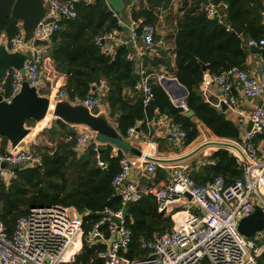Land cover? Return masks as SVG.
<instances>
[{
    "label": "trees",
    "instance_id": "16d2710c",
    "mask_svg": "<svg viewBox=\"0 0 264 264\" xmlns=\"http://www.w3.org/2000/svg\"><path fill=\"white\" fill-rule=\"evenodd\" d=\"M207 2L226 3L229 24L241 28L252 38L264 37L261 24L264 3L260 0H183L180 8L182 15L175 25L174 63L170 73L187 91L184 103L192 112L191 117L172 104L157 82L151 83L152 98L144 106L143 96L136 90L139 78H136L135 64L126 59L127 50L119 47L113 60L102 50L104 44L96 40L122 30L105 0H94L91 4L81 1L76 4L75 18L59 22L60 28L50 40V45H53L51 54L47 53L42 63L47 73L45 80L50 84L55 80L54 74L65 77V82L58 84L57 89L64 90L70 100L92 95L90 90L93 85L105 81L107 90L103 101L109 118L114 121L116 131L123 139L129 128L135 127L139 121L152 119L157 110L167 114L172 123L186 133L184 145L196 138V121L218 138L240 141L241 128L225 113L205 103L199 92L205 74L201 63L207 66L206 73L219 75L233 67L242 70L245 61V46L241 37L234 31H225L216 20L205 15L201 6ZM159 5L161 0H151L149 7L135 6L131 9L130 20L138 24L136 34L142 33V26L156 22L154 7ZM17 25L18 22L8 19L0 33L10 39L17 33ZM47 61L51 62L52 69L49 71ZM162 63L161 59H154L152 66ZM126 91L134 93V97L126 95ZM9 95L8 82L5 84V96ZM92 114H96V109L92 110ZM40 129L36 125L33 135ZM39 135L46 141L37 138L39 144L33 146L39 163L32 167L14 168L15 177L8 184L0 180V223L7 235H11L16 219L30 208L58 205L72 207L80 213L86 233L101 219L103 209L117 210L120 207L111 181L118 172L121 154L113 156L109 145L95 147L94 144L79 153L75 149L78 133L60 120H55L50 128L42 129ZM262 140L263 131L255 136L254 142L257 145ZM6 145L7 140L2 138V151L6 150ZM209 159L212 161L211 176L204 182L191 177L197 185H203L216 176H222L227 184L241 177L237 160L228 151L219 150ZM98 162H102L104 167H99ZM157 174L162 179L165 172L158 169ZM125 222L132 235L125 255L127 259L144 258L147 253L140 249L141 241L150 240L170 230L173 225L169 216L157 211L152 195H142L131 203L126 208ZM94 252L95 248L83 245L75 263L101 264Z\"/></svg>",
    "mask_w": 264,
    "mask_h": 264
},
{
    "label": "built area",
    "instance_id": "2783aa9c",
    "mask_svg": "<svg viewBox=\"0 0 264 264\" xmlns=\"http://www.w3.org/2000/svg\"><path fill=\"white\" fill-rule=\"evenodd\" d=\"M81 1L91 4L94 0H44L46 13L38 22L33 37L26 43L21 25H17V33L7 39L5 47L10 52L19 51L27 55L24 62L25 73L22 75L14 69L6 72L0 83L2 101L9 103L19 93L23 81L38 93L44 78L42 63L48 53L51 37L59 30L62 19L76 17V4ZM142 1L131 0L130 6H138ZM260 1L264 3V0ZM201 9L208 18L223 26L225 31H233L226 20V3L207 2ZM113 16L118 25L124 24L116 13L113 12ZM137 27L138 24L130 20L128 29L132 36L136 35ZM154 32V25L142 26L143 42L148 49L154 46ZM114 39L115 36L111 33L96 41L103 44ZM248 44L260 47L264 53V38L249 41ZM104 52L113 60L115 52ZM133 57L131 53L126 54L128 61H132ZM138 75L136 90L141 92L143 105L146 106L152 98V90L142 64ZM231 77L236 78L245 97L261 100V106L249 113L247 120L251 128L243 133L239 144L245 160L236 155L234 150H230L241 171L240 178L227 184L222 176H216L203 185H197L184 168L176 166L165 186H149L141 191L138 185L127 182L132 158L121 155L118 172L111 181L119 198L120 207L117 210L103 209L101 219L84 233L83 216L74 208L58 205L32 207L25 215L16 219L11 235H7L0 223V264H77L75 259L82 250V241L87 248H95V258L101 264H259L260 259V263H263L264 227L253 238H246L239 233L238 224L251 215L255 208L264 214V145L259 148L254 142L255 136L264 131V91L259 81L233 67L219 75L205 74L202 79V96L206 97L210 87L215 86L221 92L220 102L227 109H233L235 100L230 96ZM8 82L10 95L5 96V84ZM43 97L53 104L68 102L71 105H81L91 112L100 106L98 99L92 95L70 100L64 90ZM172 103L187 111L184 99L180 100L179 105L176 101ZM134 132V128H129L128 137ZM185 138L186 133L180 126L172 124L168 141L184 145ZM92 140V134L87 131L79 132L75 149L82 153L89 145L94 144ZM0 162L8 165L7 170L0 169V180L8 184L15 177L14 168L36 166L39 158L27 146L16 152H11L10 149L2 151L0 146ZM98 166L104 167V164L98 162ZM142 171L148 177L153 176L156 163L147 162ZM139 192L155 198L159 213H165L170 205L189 204L195 206L197 213L188 215L181 227H177L173 220L170 230L155 235L150 240L141 241L140 249L147 253L144 258L127 259L125 255L132 235L125 222L126 208L140 198ZM185 194L190 195L191 199L188 200Z\"/></svg>",
    "mask_w": 264,
    "mask_h": 264
},
{
    "label": "crops",
    "instance_id": "0c3cea01",
    "mask_svg": "<svg viewBox=\"0 0 264 264\" xmlns=\"http://www.w3.org/2000/svg\"><path fill=\"white\" fill-rule=\"evenodd\" d=\"M151 0H143L138 6L149 7ZM157 1V0H152ZM183 0H161V5L154 7V14L157 17V20L154 24L155 32L153 35L154 46L148 49L142 38L141 34H136L132 36L128 27L130 23V11L134 6H130L131 0H122V7L119 11L112 10L119 19L124 23L122 30L112 32L115 36V39L110 42H104L102 50L107 51L108 53L116 52L119 47H124L127 50V53H131L134 57L132 61L135 64V72L139 73V69L144 67L145 73L148 75V82L151 86V83L154 82L159 85L158 78L166 77L173 78L170 71L165 68V64L168 63L170 67H173L174 63V40L176 32V21L182 15L180 8L182 7ZM137 6V7H138ZM202 7V6H201ZM62 21V20H61ZM20 25V23H18ZM262 24V22H261ZM231 25V24H230ZM264 27V25L262 24ZM233 28V25H231ZM237 27V26H236ZM241 29V28H240ZM242 30V29H241ZM233 31L235 32L234 28ZM236 33V32H235ZM241 37V41L245 46V61L243 64L242 70L245 71L248 75L253 77L255 80L259 81L262 89L264 91V53L262 49L258 46H251L248 44L249 41H258L260 39L252 38L249 34L245 33L242 30V33L238 35ZM262 37V36H261ZM264 38V37H262ZM7 36L4 33H0V45L6 46ZM142 59V61H141ZM154 59H161L162 64L158 66H152ZM144 62V64H143ZM50 68L52 69L51 62L47 61ZM159 73V74H157ZM205 74H208L205 72ZM204 74V75H205ZM43 83L38 91V94L41 96H48L56 91H58L57 86L60 83L65 82V77L54 74L55 80L51 81L50 84L46 82V69L43 68ZM204 77V76H203ZM139 78V75H138ZM203 79V78H202ZM231 81V92L230 96L235 100L233 109H227L225 112L220 110L219 105L221 101V92L215 86L210 87L207 91L206 97L202 96V81L200 83V95L202 100L205 103H208L210 106L214 107L216 110L225 113L227 118L235 123L241 128L240 141L243 133L246 131L249 126L247 117L249 113L256 107L261 106V100L257 98H247L243 95L240 84L237 82L235 77L230 78ZM160 86V85H159ZM162 88V87H161ZM107 86L105 81H101L99 85L93 87L90 90L92 95H95L98 99L100 106L96 109L97 116L103 117L116 130V126L113 120L109 118L107 105L104 103V97L106 95ZM165 94L168 96L166 91L163 89ZM130 98L134 97V93L130 91L125 92ZM94 96V97H95ZM169 100L173 102L168 96ZM78 99V98H77ZM184 99V98H183ZM173 104V103H172ZM188 110L185 111V115ZM193 115V114H192ZM187 116V115H186ZM191 117V116H187ZM53 120L50 125L48 124L45 127H42L35 135H32V131L36 127L37 123H34L35 126L31 128L30 135L31 141L26 145L37 146L39 141L37 138H40V141H45L43 137L39 134L44 128H50ZM172 119L167 116L165 113H160L157 110L155 111V116L152 119H145L136 123L134 130L135 132L125 140L134 148L139 150L140 155H132L130 152L121 149L107 141H100L97 134L93 132L92 142L98 146L109 145L111 147V154L116 156L118 153L121 155H126L132 158V168L130 170L127 182L134 183L138 185L139 189L142 191L145 188L151 187H161L165 186L170 180L173 167L180 166L186 170L190 177L196 179L197 181L204 182L207 181L212 173V161L209 157L216 154L219 150H226L231 154L232 149H224L215 145L213 143L217 142H229L234 144L244 155L242 149L239 147L240 141H231L228 139L216 137L208 128L205 127L202 123L196 121V138L187 145H180L179 142H169L168 135L172 125ZM75 129L77 133L87 131V128L84 126H71ZM264 133V131H263ZM25 145V146H26ZM264 145V141H260L257 144V147L261 148ZM6 149H10V144L7 141ZM199 149V150H198ZM231 150V151H230ZM235 151V150H234ZM241 159L242 155L235 151ZM233 155V154H232ZM234 157V156H233ZM235 158V157H234ZM236 159V158H235ZM245 160V155L244 159ZM156 163L155 174L151 177L145 175L142 171L146 166L147 162ZM238 165V163H237ZM158 169H161L165 172L164 178L159 179L157 174ZM177 209L176 214H174L172 221L176 222V225H179L188 215L192 213H197L194 205L189 204L185 206L180 205H170L167 208V211L164 215L171 213V209ZM178 214V215H177Z\"/></svg>",
    "mask_w": 264,
    "mask_h": 264
},
{
    "label": "water",
    "instance_id": "95a60500",
    "mask_svg": "<svg viewBox=\"0 0 264 264\" xmlns=\"http://www.w3.org/2000/svg\"><path fill=\"white\" fill-rule=\"evenodd\" d=\"M109 7L119 11L122 7V0H105ZM46 8L44 0H0V31L8 19H13L20 23L24 33V42H28L34 34L38 22L44 17ZM262 24L264 25V14L262 15ZM237 35L242 33L239 27L233 26ZM53 45L49 46L48 54H51ZM27 55L19 51L10 52L4 45H0V83L6 72L14 69L24 75V62ZM203 72L207 71V66L200 64ZM138 79V76L136 77ZM159 85L166 91L172 101L177 105L180 100L187 96L186 89L180 85L175 78L161 77ZM51 107L53 115L52 120H60L70 126H84L97 134L100 141H107L121 149L127 150L132 155L139 156L140 152L132 147L115 130L111 123L103 117L92 114L91 111L81 105H71L68 102H59L53 104L48 98L39 95L34 87H30L26 81L21 84V89L9 103L2 101L0 96V140L5 138L10 144L11 152L25 147V142L31 141L30 129L25 127L27 121L38 123L42 121ZM220 110L225 112L227 106L219 103ZM187 116H192L188 111ZM250 125L246 131L250 130ZM103 136V139L99 138ZM224 149H232L239 152L243 159L244 155L232 143L217 142L213 143ZM199 150V149H198ZM153 162V161H152ZM155 163V161H154ZM0 169L7 170L8 165L0 162ZM140 196L142 192L138 193ZM188 200L190 195L185 194ZM264 227V214L255 208L254 212L246 218H243L238 224V231L246 238H253L255 233L261 231Z\"/></svg>",
    "mask_w": 264,
    "mask_h": 264
},
{
    "label": "rangeland",
    "instance_id": "374dc122",
    "mask_svg": "<svg viewBox=\"0 0 264 264\" xmlns=\"http://www.w3.org/2000/svg\"><path fill=\"white\" fill-rule=\"evenodd\" d=\"M165 68L167 69V70H169V71H171V69H172V67H170L169 66V64H165ZM157 74H159V73H157ZM53 120L51 119V121H49V125H50V123L52 122ZM35 126V124L33 123V124H31V123H28V124H26L25 125V127H27V128H29L30 130H31V128H33ZM87 132L88 133H90V134H93L92 132H90V131H88L87 130ZM99 138L100 139H103V136H101V135H99ZM2 139V138H1ZM1 141V140H0ZM29 144V143H28ZM27 146V148H32L33 149V146H28V145H26ZM34 150V149H33ZM127 151V150H126ZM34 152L36 153V151L34 150ZM20 168H23V167H20ZM176 212H177V209L175 210V208H172L171 209V213L170 214H168V216L170 217V219H171V221H172V218H173V216H174V214H176ZM174 213V214H173ZM178 215V214H177ZM167 216V215H166ZM175 222V221H174ZM174 222L172 221V224H174ZM182 223V222H181ZM83 245H85V243H84V241H82L81 242V247H83ZM86 246V245H85ZM264 263V262H263ZM263 263H259V264H263Z\"/></svg>",
    "mask_w": 264,
    "mask_h": 264
},
{
    "label": "bare ground",
    "instance_id": "6f19581e",
    "mask_svg": "<svg viewBox=\"0 0 264 264\" xmlns=\"http://www.w3.org/2000/svg\"><path fill=\"white\" fill-rule=\"evenodd\" d=\"M51 119H53V115H52L51 107H50V109H49L48 113L46 114L45 118L42 121L38 122L37 125L40 128L45 127V126H47L49 124V121H51ZM88 131H89V129H88ZM32 135H33V131H32ZM30 137H31V135H30ZM26 144H27V142H25V145ZM181 226H182V223H180L179 225H177V227H181Z\"/></svg>",
    "mask_w": 264,
    "mask_h": 264
},
{
    "label": "flooded vegetation",
    "instance_id": "af4514ba",
    "mask_svg": "<svg viewBox=\"0 0 264 264\" xmlns=\"http://www.w3.org/2000/svg\"><path fill=\"white\" fill-rule=\"evenodd\" d=\"M11 151V150H10Z\"/></svg>",
    "mask_w": 264,
    "mask_h": 264
}]
</instances>
